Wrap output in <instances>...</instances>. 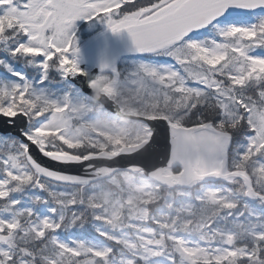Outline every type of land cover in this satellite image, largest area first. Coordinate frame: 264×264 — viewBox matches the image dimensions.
I'll use <instances>...</instances> for the list:
<instances>
[{
	"label": "snow or ice",
	"instance_id": "snow-or-ice-1",
	"mask_svg": "<svg viewBox=\"0 0 264 264\" xmlns=\"http://www.w3.org/2000/svg\"><path fill=\"white\" fill-rule=\"evenodd\" d=\"M0 69V264H264V0H0Z\"/></svg>",
	"mask_w": 264,
	"mask_h": 264
},
{
	"label": "trees",
	"instance_id": "trees-1",
	"mask_svg": "<svg viewBox=\"0 0 264 264\" xmlns=\"http://www.w3.org/2000/svg\"><path fill=\"white\" fill-rule=\"evenodd\" d=\"M82 38H85V39H87L88 38V36L86 35V34H82ZM121 67H123V65H121ZM25 70V69H24ZM25 71H27V72H29V73H31L32 72V70L31 69H27V70H25ZM1 73H3V75L2 76H4L5 75V73H4V71H3V69L1 70ZM85 235H88V236H90V235H94V232L92 231V229L89 227V228H87V230L85 231Z\"/></svg>",
	"mask_w": 264,
	"mask_h": 264
},
{
	"label": "rangeland",
	"instance_id": "rangeland-1",
	"mask_svg": "<svg viewBox=\"0 0 264 264\" xmlns=\"http://www.w3.org/2000/svg\"><path fill=\"white\" fill-rule=\"evenodd\" d=\"M15 67H17V68H19V69H23V68H24V66H23L22 64H16ZM1 70H2V69H0V77H3V76H2L3 73H1ZM25 70H27V69H25ZM5 75H6V74H5Z\"/></svg>",
	"mask_w": 264,
	"mask_h": 264
}]
</instances>
